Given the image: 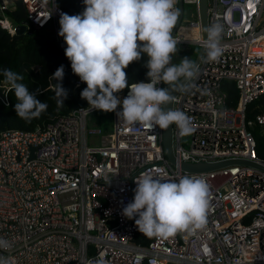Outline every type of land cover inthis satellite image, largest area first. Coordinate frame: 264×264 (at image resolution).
<instances>
[{
  "label": "built area",
  "instance_id": "2783aa9c",
  "mask_svg": "<svg viewBox=\"0 0 264 264\" xmlns=\"http://www.w3.org/2000/svg\"><path fill=\"white\" fill-rule=\"evenodd\" d=\"M20 1L26 28H48L63 39L58 0ZM181 1L173 36L180 44L201 47L202 54L198 76L180 87L172 103L188 115L193 129L180 136L172 125L176 163L167 160L158 126L129 124L115 112L110 130L88 125V112L95 110L89 105L31 130H1L0 238L11 247L0 255L14 264H95L101 255L107 264H264V156L257 153L252 130L264 127V106L246 118L247 105L264 94V0H207L208 26H223V53L211 62L198 0ZM186 4L195 8L188 19ZM16 5V0H0V25L10 32L15 24L5 11ZM225 79L235 81V104L227 103ZM141 81L150 82L147 77L129 84ZM83 83L78 76L74 85ZM128 92L116 95L123 100ZM0 99L7 103L6 91ZM235 159L256 165L231 163L195 174L179 165ZM141 174L202 178L208 185L205 224L143 241L147 236L135 218L122 214Z\"/></svg>",
  "mask_w": 264,
  "mask_h": 264
},
{
  "label": "clouds",
  "instance_id": "9594fccd",
  "mask_svg": "<svg viewBox=\"0 0 264 264\" xmlns=\"http://www.w3.org/2000/svg\"><path fill=\"white\" fill-rule=\"evenodd\" d=\"M82 13H61L58 35L67 47L65 55L73 73L86 83L80 93L89 107L105 113L115 112L119 120L168 129L175 125L180 136L192 132L191 120L182 110L168 108L174 102L170 87H181L199 74V66L184 57L172 63L178 41L173 36L179 10L177 0H83ZM204 49L208 61H216L223 53L220 39L223 26L213 22L206 29ZM147 55V77L150 82L129 84L125 69ZM7 90L14 91L17 103L14 110L21 119L39 117L48 108L37 98L40 89L30 92L18 81L23 77L4 69ZM65 67L60 65L51 76L55 86L56 103L64 106L68 91L62 86ZM184 81L182 84L181 82ZM161 83L169 87H158ZM128 88V95L119 99L116 93ZM118 105L122 109L117 111ZM83 111V110H81ZM134 198L123 208V215L135 218L138 230L147 237L168 238L177 232L200 227L206 222L208 185L202 178L182 176L165 180L141 174L135 180ZM138 217V218H137ZM11 244L0 238V250ZM0 264H14L11 258L0 255ZM95 264H107L103 255Z\"/></svg>",
  "mask_w": 264,
  "mask_h": 264
},
{
  "label": "trees",
  "instance_id": "16d2710c",
  "mask_svg": "<svg viewBox=\"0 0 264 264\" xmlns=\"http://www.w3.org/2000/svg\"><path fill=\"white\" fill-rule=\"evenodd\" d=\"M16 2V8L6 11L9 19L15 25L26 18L25 6L20 0H16ZM58 5L62 8L63 13L69 15L82 13L86 7L83 1L74 0H58ZM66 47L63 39H56L52 32L45 29H35L29 26L21 32H10L0 25V84L9 88V85L5 83L3 70L10 69L23 77V80L18 82L24 83L30 92L40 89L41 94L38 93L37 98L48 105L47 110L42 112L39 117L28 120L21 119L14 110L17 103L14 91L6 90L7 103L0 99V131L7 128L31 130L39 124L55 120L58 115L68 113L78 106L88 105L87 100L82 99L80 95L87 85L86 83L79 86L74 85L78 76L73 73L70 61L65 55ZM146 60L147 55L142 54L140 60L132 62L125 69L129 83L147 78ZM60 65L65 67L62 86L68 91V97L62 107L57 106L54 91L57 81L51 77ZM222 87L227 94V103L235 104L238 95L235 81L225 79L222 82ZM263 106L264 94L247 105L246 118L253 119L255 113ZM257 126L254 125L252 130L256 140L257 153L263 157L264 132L255 134ZM101 127L106 128L102 125ZM150 238L152 237H146L143 241L147 242Z\"/></svg>",
  "mask_w": 264,
  "mask_h": 264
},
{
  "label": "water",
  "instance_id": "95a60500",
  "mask_svg": "<svg viewBox=\"0 0 264 264\" xmlns=\"http://www.w3.org/2000/svg\"><path fill=\"white\" fill-rule=\"evenodd\" d=\"M197 5H198L199 20H200V25H201V33H202V36L205 38L207 36L205 29L208 27L207 0H198ZM182 9H183V4H182V1L180 0L179 1L180 16L182 15ZM25 29H26L25 20L15 25V31L17 32L24 31ZM201 54H202V48L199 47V50L197 51V54L193 62L197 63ZM181 83L183 84L184 81H182ZM164 87H169V85L164 84ZM170 87L173 89L171 94L174 96L181 86L178 83H174ZM5 91H6V86L4 84H0V96H3ZM167 107L171 108L172 104H169ZM161 143L163 145L164 153L167 157V160L175 164L176 157L174 155L173 145H172V125H170L168 129H161ZM242 162L246 164L256 165L254 164V162L250 160H240V159L224 160V161H219V162H193V163L182 161L179 163V165L181 169L186 170L189 173L195 174L197 172L213 169L218 166H223V165H227L231 163L237 164V163H242Z\"/></svg>",
  "mask_w": 264,
  "mask_h": 264
},
{
  "label": "rangeland",
  "instance_id": "374dc122",
  "mask_svg": "<svg viewBox=\"0 0 264 264\" xmlns=\"http://www.w3.org/2000/svg\"><path fill=\"white\" fill-rule=\"evenodd\" d=\"M191 12L195 13V8L193 4H186L184 7V19H188L191 16ZM1 15V14H0ZM5 15H7V12L5 11ZM264 16V15H263ZM46 31L52 32L51 29L46 28ZM199 50V47L191 45V44H177V53L172 58V63L178 64L180 60L184 57L190 58L192 61H194V58L197 54V51ZM164 87V84H163ZM87 122L88 125H94V123L101 124L102 126H105L106 130H110L112 128L113 119L111 116V112L105 113L102 110H92L88 112L87 116ZM100 125V126H101ZM264 127L258 125L255 129V134L262 133Z\"/></svg>",
  "mask_w": 264,
  "mask_h": 264
},
{
  "label": "bare ground",
  "instance_id": "6f19581e",
  "mask_svg": "<svg viewBox=\"0 0 264 264\" xmlns=\"http://www.w3.org/2000/svg\"><path fill=\"white\" fill-rule=\"evenodd\" d=\"M187 33L190 34V32H187ZM196 34H197V32L194 33V35H196Z\"/></svg>",
  "mask_w": 264,
  "mask_h": 264
}]
</instances>
